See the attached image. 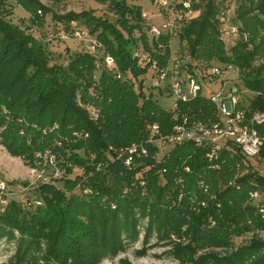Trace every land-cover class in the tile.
<instances>
[{"label": "trees", "instance_id": "1", "mask_svg": "<svg viewBox=\"0 0 264 264\" xmlns=\"http://www.w3.org/2000/svg\"><path fill=\"white\" fill-rule=\"evenodd\" d=\"M17 1L30 13L27 27L12 19L8 0H0V146L32 168L40 167V153L52 149L63 174L60 183L21 187L33 192L35 203L12 199L0 211V244L14 245L7 264H100L141 236L144 243L167 242L183 264H264V237L255 234L232 247L234 235L252 228L246 220L259 207L245 205L246 199L253 190L264 192V176L249 172L236 147L210 160L205 147L185 141L159 157L161 146L152 140L155 124L165 134L183 116L215 115L203 87L177 108L159 101L170 99L175 59L185 61L180 73L192 76L215 60L227 63L225 69L233 65L252 92L243 98L249 113L264 111V0L241 2L235 16L225 7L229 0H193L194 14L159 35L150 31L155 21L143 17L148 8L140 1L101 0L108 4L100 14L53 11L51 40L66 39L59 31L78 25L100 42L96 52L86 46L72 53L66 65L52 64L47 43L34 33L52 9L41 0ZM181 6L183 0H170L160 21ZM222 16L238 28L231 40L222 37ZM175 35L182 45L176 54ZM151 68L168 76L146 94ZM256 215L257 225H264ZM199 250L205 252L197 255Z\"/></svg>", "mask_w": 264, "mask_h": 264}, {"label": "built area", "instance_id": "2", "mask_svg": "<svg viewBox=\"0 0 264 264\" xmlns=\"http://www.w3.org/2000/svg\"><path fill=\"white\" fill-rule=\"evenodd\" d=\"M170 0H153L156 8L155 13L150 12L147 9H143L142 15L147 19H152L153 15H164L163 8L168 6ZM193 0H183V6L175 9L174 17H165L158 23H152L150 25V31L156 35L161 34L165 30L173 29L176 23H180L187 16L194 14L192 7ZM39 13H42V8L38 9ZM225 16V15H223ZM222 16V17H223ZM225 20L222 26V37L231 40L238 32V28L235 24L231 23L229 19L223 17ZM64 38L70 37L71 34L83 39L86 43L87 49L91 51H98L100 48V42L91 35L90 31L84 26L73 25L71 32L67 30L59 31ZM55 32H50L49 38L54 37ZM144 54H148L145 52ZM107 65L112 66L114 59L111 55H107L105 59ZM184 60L175 59V64L171 71L174 73L171 80V94L170 101L174 108H177L180 103L188 102L198 97L202 91L203 83L211 81L215 78H221L224 76L233 65H228L225 69L222 66L211 65L204 68L197 69L194 76L188 72L180 73V66ZM183 65V64H182ZM97 66L100 67L101 63L98 62ZM182 69V68H181ZM158 77L155 81V85H161L167 78V70L157 69ZM121 75H119L120 77ZM245 90L242 89L238 83L233 85L222 86L216 92L210 94V101L214 107V117L209 119L193 118L190 119L187 116H183L181 122H178L173 127L172 132L162 133L159 125L155 124L152 130V140L159 146L173 145L182 143L185 141H193L198 146L205 147L207 149V157L210 160H214L218 157L220 151L223 148L233 149L236 147L245 159V163L249 159H261L262 150L264 148V111H255L249 113V109L244 102L243 94ZM91 109V108H90ZM92 113L96 115L95 111ZM261 129L263 132H261ZM136 147L130 148V155L126 159V164H132V154L135 153ZM146 152V150H143ZM40 156V167L33 168L38 171V176L46 178L48 170L56 178H61L63 171L57 164L56 156L51 151H46ZM78 172H82L81 169H76ZM51 175V176H52ZM51 181V179H45L44 182ZM9 184L5 181H0V211H3L9 202ZM29 189L31 187H28ZM27 187H23L22 190H29ZM250 197L253 201H257L256 204L259 207V212L264 219V201L260 202L262 193L259 190H253L250 192ZM39 204L40 201H37Z\"/></svg>", "mask_w": 264, "mask_h": 264}, {"label": "rangeland", "instance_id": "3", "mask_svg": "<svg viewBox=\"0 0 264 264\" xmlns=\"http://www.w3.org/2000/svg\"><path fill=\"white\" fill-rule=\"evenodd\" d=\"M47 6H49L52 11L47 12L46 19L47 22L45 26L41 30H34V33L40 38H44L43 40L47 43V46L51 53L52 64H67L70 60L71 54L79 49L86 48V43L83 39L77 37H70L66 39H62L56 37L54 40H51L48 36V29H53L52 14L54 12L63 13L69 10H82V9H93L97 14H100L107 8L106 2L101 0H41ZM129 1H140L144 2L148 10L156 11V7L153 4V0H129ZM245 0H229L226 2L225 7H228V11L232 15L238 14V7ZM12 3V4H11ZM9 7H13V14L11 15L12 19L15 22L20 23L22 26L27 27L30 24L29 20V11L26 10L17 0H8ZM234 15V16H235ZM153 18V17H152ZM239 19V17L237 18ZM234 17V20H237ZM154 21L156 23L160 22L159 15L154 16ZM30 31H32L33 26L28 27ZM42 35V36H41ZM48 38V39H47ZM182 48V45L179 42V37L175 35L172 39V49L173 53L176 54L178 50ZM180 54V52H179ZM213 63L218 66L226 67L227 63L221 60H215ZM173 64V63H171ZM158 75L154 71V69H150L149 73L146 77L145 86L147 88L146 94H150V90H154L153 84L155 83ZM224 79L225 86L233 85L234 83H238L239 86L244 90L243 98L248 99L251 98L252 92L248 90L246 87L244 80L240 76V71L236 68L230 69L227 74L223 78H215L211 81H206L203 83V92L206 95L211 94L212 91H217L222 86V82ZM165 85V83L163 84ZM167 96V95H166ZM166 96H158L159 101L164 104L166 107H171V101ZM52 147L51 144H48L47 147ZM49 149V148H47ZM170 149V146H161L159 157L162 156L166 151ZM52 151V149H51ZM43 155V153H40ZM247 168H250L249 172H257L261 176H264V160L261 159H249L247 160ZM190 169L188 168L187 171ZM39 170H34L30 165L25 164L23 159L14 157L9 154L3 147L0 146V181H5L9 184L8 192H9V200H27L28 202H34L35 195L33 192H25L21 191V187H32L34 185L39 184L40 182H44L45 179H51V181L59 182V179H56L51 171L48 170L46 174V178L43 176H38ZM247 170H243L238 172V174L228 175L224 183H228L237 177L242 176ZM52 175V176H51ZM28 182L24 184L23 182ZM62 185V184H61ZM264 192L262 191V195ZM27 195V198H26ZM250 195V194H249ZM257 201H253L251 197L246 199L245 205H255ZM257 205V204H256ZM258 210V209H256ZM255 210H253L252 215L247 218L246 223L248 225L251 224V230H245L242 234L234 235L232 237V247H239L244 245L250 241L253 235L258 234L261 237H264V225H257L254 221L256 215ZM264 223V220L262 221ZM218 251H226L222 250V248H216ZM14 252V245L6 243L5 241L0 244V264H7L9 257ZM204 250H199L197 255L204 253ZM175 250L171 245H168L167 242H157L156 238H153L151 243H144L142 236L140 240L136 243L129 245L125 252H121L115 256L105 258L100 264H183L181 260L176 256Z\"/></svg>", "mask_w": 264, "mask_h": 264}, {"label": "crops", "instance_id": "4", "mask_svg": "<svg viewBox=\"0 0 264 264\" xmlns=\"http://www.w3.org/2000/svg\"><path fill=\"white\" fill-rule=\"evenodd\" d=\"M143 6L146 8V5L144 4V2H142ZM156 16V15H155ZM153 20H154V15H153Z\"/></svg>", "mask_w": 264, "mask_h": 264}]
</instances>
